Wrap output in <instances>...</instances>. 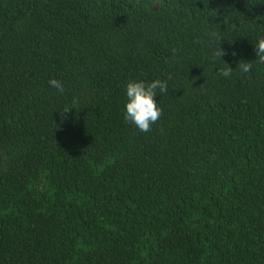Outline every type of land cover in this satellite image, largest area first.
<instances>
[{"label": "trees", "instance_id": "trees-1", "mask_svg": "<svg viewBox=\"0 0 264 264\" xmlns=\"http://www.w3.org/2000/svg\"><path fill=\"white\" fill-rule=\"evenodd\" d=\"M153 1L0 0V264H264V0Z\"/></svg>", "mask_w": 264, "mask_h": 264}, {"label": "clouds", "instance_id": "clouds-1", "mask_svg": "<svg viewBox=\"0 0 264 264\" xmlns=\"http://www.w3.org/2000/svg\"><path fill=\"white\" fill-rule=\"evenodd\" d=\"M218 45L213 51V56L221 58L226 52L224 49L219 48ZM255 51L258 62L264 63V37L258 39L255 44ZM237 66L243 73L250 72L253 67L250 61L244 60H241ZM232 70L226 64L225 68L219 70V74L228 77L232 74ZM168 79H171V77L169 76ZM49 84L59 92H64V86L61 81L53 78L49 81ZM158 91L159 93L168 92V80H161L160 78L151 81L129 79L126 83L125 121L133 124L141 132H150L152 125L158 122L162 115V108L156 100ZM76 103L77 101L74 99L73 105ZM72 108L75 107H66L61 113H66Z\"/></svg>", "mask_w": 264, "mask_h": 264}, {"label": "rangeland", "instance_id": "rangeland-1", "mask_svg": "<svg viewBox=\"0 0 264 264\" xmlns=\"http://www.w3.org/2000/svg\"><path fill=\"white\" fill-rule=\"evenodd\" d=\"M152 5L153 6H158L159 5V0H154Z\"/></svg>", "mask_w": 264, "mask_h": 264}]
</instances>
